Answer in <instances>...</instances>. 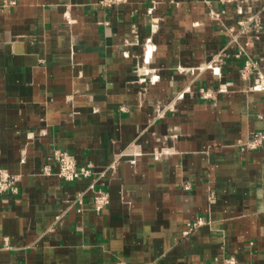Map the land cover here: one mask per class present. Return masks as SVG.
Instances as JSON below:
<instances>
[{
    "label": "crops",
    "instance_id": "obj_1",
    "mask_svg": "<svg viewBox=\"0 0 264 264\" xmlns=\"http://www.w3.org/2000/svg\"><path fill=\"white\" fill-rule=\"evenodd\" d=\"M247 57L264 71V0H0V168L20 178L0 264H264V147H237L264 132ZM56 149L93 176L44 175Z\"/></svg>",
    "mask_w": 264,
    "mask_h": 264
},
{
    "label": "built area",
    "instance_id": "obj_2",
    "mask_svg": "<svg viewBox=\"0 0 264 264\" xmlns=\"http://www.w3.org/2000/svg\"><path fill=\"white\" fill-rule=\"evenodd\" d=\"M222 4L228 5L237 2L238 0H220ZM127 0H99L100 5L106 8L114 6H121L126 4ZM221 13H212L214 18H220ZM241 32L247 33L249 31L259 32L261 29V21L259 16L250 17L249 19L242 20L239 22ZM229 32L235 36L234 41H237L234 28H229ZM245 50L241 51L236 55L240 57ZM240 76L242 81H252L250 89L252 91H264V71L260 61L255 60L251 57H247L245 60ZM201 96L203 99H215V93L211 90H202ZM237 147L241 151H254L264 147V132L258 131L253 132L244 140H240L237 143ZM52 164H47L43 168V174L50 176L55 175L65 182H74L80 178H90L93 176L92 166L82 167L77 163L76 158L68 151L62 149H56L51 158ZM103 176L99 175L90 184L88 190L92 193L93 208L96 212H102L110 202L109 193L98 185V180ZM19 176L10 174L7 170L0 168V194L10 193L18 194L19 189ZM78 202H83V195H80ZM204 223L201 218L188 224V228L185 234L196 230L200 225ZM223 264H239L238 259L235 256L226 257Z\"/></svg>",
    "mask_w": 264,
    "mask_h": 264
}]
</instances>
